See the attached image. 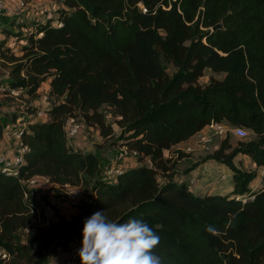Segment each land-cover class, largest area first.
I'll return each mask as SVG.
<instances>
[{
	"label": "trees",
	"instance_id": "1",
	"mask_svg": "<svg viewBox=\"0 0 264 264\" xmlns=\"http://www.w3.org/2000/svg\"><path fill=\"white\" fill-rule=\"evenodd\" d=\"M56 1L55 17L13 16L0 26V61L11 65L0 87L22 92L31 117L0 120V139L20 121L27 148L17 178L0 174V251L8 255L0 264H46L44 254L33 253V232L16 244L17 232L43 214L22 185L32 177L80 189L81 214L68 224L78 238L86 218L104 211L116 222L147 223L160 237L154 252L161 264H263L264 188L252 191L250 184L264 170V0ZM23 34L16 56L6 40ZM206 70L223 78L202 86ZM47 81L52 103L47 119L36 122L33 102ZM104 107L117 117L118 136ZM69 119L104 141L114 137L111 148L136 152L138 164L108 177L100 157L68 144ZM220 122L249 133L234 147L227 135L204 160L232 173V191L197 196L174 181V162L164 155ZM239 155L256 171L237 168Z\"/></svg>",
	"mask_w": 264,
	"mask_h": 264
},
{
	"label": "rangeland",
	"instance_id": "2",
	"mask_svg": "<svg viewBox=\"0 0 264 264\" xmlns=\"http://www.w3.org/2000/svg\"><path fill=\"white\" fill-rule=\"evenodd\" d=\"M27 4L29 3H34L36 0H25ZM53 1V0H49ZM7 1V5L10 7H15L14 2ZM37 5H40L41 3H36ZM58 8H61L60 4H54L49 7L50 12L52 15L55 17V10ZM41 9V8H40ZM25 11V10H23ZM23 14L26 13H21V15L15 16L21 18L24 16ZM40 15V14H39ZM42 15V14H41ZM32 19V20H40L42 16ZM7 21L5 17H0V26L3 25V22ZM2 24V25H1ZM30 23H28L29 27ZM28 31V29H26ZM25 32V30L21 31ZM3 34V33H2ZM3 36V35H2ZM24 34L19 37L17 40H13V38L7 39L6 44L7 46L11 47L12 52L16 55L19 56L21 53L20 48L21 44L20 41H23ZM11 68L10 64H4L0 61V79L4 80L5 76L9 73V70ZM167 73L171 74L172 70L167 69ZM213 78L216 80H220L223 78V75L221 74H213L209 70H206L204 72L203 77L199 79V84L204 86L209 82V79ZM41 90L39 91V95L37 98V102H33L34 106H37L41 112H44L45 114V109L50 106L51 101L49 102L47 99V93H46V88L45 86H41ZM29 101L28 99L22 95L19 97H14L11 98L7 94H2L0 93V120H3L5 118H10V114H21L22 119H30L26 114L25 110V105L28 104ZM102 112L107 115V122L113 125L114 128V136H118L120 133V129L114 125V121L117 120V117H113L108 114L109 110L107 108H103ZM35 119L38 120H46L47 116L44 115L43 117H35ZM75 121L79 122V119H75ZM81 124V130H80V137H82V142L86 145V147L82 150L84 151H93L94 154H96L98 157L101 159V169L104 171L105 168L108 166L110 167H115L120 165L123 169L128 168L129 164L124 166L125 162H137L136 157H132L130 155H127L124 160L117 164L115 162L114 157L115 155L119 152V148H111V141L114 138L107 139L104 141L101 139L99 136L98 132L96 129L93 127H85V125L80 121ZM22 126L20 121H16L14 124H12L9 128L10 130H16ZM232 128V127H231ZM227 135H229L231 145L234 147L236 142L238 140L242 139H237L231 132H229ZM6 140H13V139H8L4 138ZM76 138L71 139L73 141ZM224 138H219V139H212V141L209 143V150H201V149H194L192 153L199 154L201 152L202 155H197L196 161H187L185 160L186 157L189 155H184L183 149L185 146L190 144V142H187V144H184L179 147V149H175L172 153L174 156L176 155V158L174 160V169L172 172L173 179L178 183V184H184L190 189L194 195L197 196H203V195H226L230 193V186H231V178H232V173L228 170H222L221 173H217L214 171L211 172H206L202 179H197V175L192 174V178L194 179V184L190 185L188 184L187 179L189 178L187 175L190 171L193 170L194 167L197 165H202L211 161H206L204 162L205 158L210 156L217 148H219L221 141ZM68 143L71 145L73 149H76L78 151H81V149L74 147L73 143ZM110 142V143H109ZM2 143H0V146ZM121 149V148H120ZM186 154V153H185ZM204 158V159H203ZM172 161V159H170ZM144 162V161H143ZM247 162L246 159H241L239 162L236 161V166L242 171H250L248 166L245 165ZM158 182L159 184H162L164 182V179L161 175H158ZM201 184H208V188L202 187ZM190 185V186H189ZM229 187V188H228ZM261 188H264V177L259 178V176L250 184V189L252 191H258ZM31 194L34 196V199L36 201H40L42 206L44 204H50L52 207V213L46 217L43 216L44 214H39L36 216L29 227V229L21 230L18 231L16 234V244L18 246H22L26 244L28 232L31 231L34 234V237L36 238L34 242V249L33 253H42L45 256V262L46 264H61L62 261H65L69 250L73 249L72 241L76 239V241H81V238H78L76 235L71 234L68 230V224L72 221L73 218L79 216L81 214V210L79 209V205L81 201L79 202V205L74 207L70 206L65 203L58 202V199L60 197V190H52L51 188L44 186L42 184L38 185L35 188L30 189ZM212 192V193H210ZM60 207H67L69 210V213L64 215L60 210ZM54 217V219H53ZM77 233V232H76ZM81 235V233H79ZM62 247V253H56L55 248L56 247ZM27 264V263H23ZM264 264V263H263Z\"/></svg>",
	"mask_w": 264,
	"mask_h": 264
},
{
	"label": "built area",
	"instance_id": "3",
	"mask_svg": "<svg viewBox=\"0 0 264 264\" xmlns=\"http://www.w3.org/2000/svg\"><path fill=\"white\" fill-rule=\"evenodd\" d=\"M7 1L14 2L15 9L17 11H23L26 10L28 7V4L25 0H0V17H13V15H10V7L7 5ZM142 8V7H141ZM143 11H145L143 9ZM46 13L45 9H42L40 11L41 16H44ZM40 21H43L41 18ZM1 35V34H0ZM16 40V39H15ZM0 93L7 94L11 98L19 97L22 95V92H19L14 89H9L4 86L0 87ZM45 114L44 112H41L40 109L37 112V114L33 117L36 122H39L40 120L35 119V117H43ZM18 121V120H17ZM24 126V125H23ZM65 129V136L67 139V142L70 143L71 139L75 138L79 131L81 130V124L73 119H69L64 127ZM231 132L233 136H235L237 139H245L249 136V133L240 127H230L225 122L220 123H211L207 125L202 131L197 133L195 136H193L188 142L187 146L183 149V153L190 154V152H193L194 149H201V150H209V143L212 141V139H219V138H225L227 134ZM22 129L19 127L16 130H10V128H5L3 130V136L2 138H8L13 139V142L15 143L13 147V153L12 157L10 159L6 158L4 155L0 154V174L7 176V177H15L17 178L20 174V166L24 163L23 154L27 151L26 147H23L21 144V137ZM130 155L132 157L138 158V154L134 151L128 152L125 148H121L119 152L115 155L114 160L117 162V164L121 163L124 158ZM123 168L118 165L115 167L108 166L105 168V174L108 177H115L122 173ZM44 185L49 188H55L57 190H60L61 194L58 199V202L68 204L70 206H78L80 199H81V191L78 187H72L69 185L64 186H56L49 182V180L45 177H32L26 181L22 182V185L25 186L26 190H30L32 188L37 187L38 185ZM191 184V182H190ZM75 190H78L74 194H69ZM241 200L244 202V199H241L240 197H237L236 200ZM52 213V207L50 204H44L43 206V216L48 217ZM56 253H62V247L58 246L55 248ZM79 249L76 250H69L67 251L68 256L65 261H62L61 264H80L79 256H78ZM0 259L7 260L8 255L2 251H0Z\"/></svg>",
	"mask_w": 264,
	"mask_h": 264
},
{
	"label": "clouds",
	"instance_id": "4",
	"mask_svg": "<svg viewBox=\"0 0 264 264\" xmlns=\"http://www.w3.org/2000/svg\"><path fill=\"white\" fill-rule=\"evenodd\" d=\"M81 236L80 264H161L154 252L160 237L140 219L116 222L97 211L84 221Z\"/></svg>",
	"mask_w": 264,
	"mask_h": 264
},
{
	"label": "crops",
	"instance_id": "5",
	"mask_svg": "<svg viewBox=\"0 0 264 264\" xmlns=\"http://www.w3.org/2000/svg\"><path fill=\"white\" fill-rule=\"evenodd\" d=\"M10 2H12V1H10ZM36 3H41V4L40 5H37ZM55 3L57 4L58 2L56 0H53V1H49V0H36L34 3H29L28 4V7H27V9L25 11H17V9H15V7H11V5H12L11 4L10 5V12H11L10 15L18 16V15H21V13H26V14H23L24 16L21 17L22 20L27 21V20L34 19L36 17H38V19H39L40 18L39 16L41 15L40 14V11L42 9H45L46 10V13L44 14V16L41 17L43 20H45V19H47L49 17H54V15H52L51 12H50L49 7L51 5H54ZM6 18H8V17H6ZM3 38H4V36L0 35V39H3ZM10 40H11V38H10ZM13 40H15V38H13ZM20 44L23 45L24 44V41H20ZM8 47L11 49L10 46H8ZM42 86H45V88H46L45 91L47 93V91L49 89L48 81L46 83L42 84ZM41 89L42 88H40V90ZM41 121H44V120H40V122ZM75 138L76 139H74L73 141H71V143H73L74 147H77V148L81 149V152H83V153H90V152L93 153V151H88V150L87 151H84V150H82V149H84L86 147V145L82 142V137H80V131H79L78 135ZM0 143H2V145L0 146V154L1 155H4L6 158L10 159L12 157L13 147H14L15 143L13 142V140L12 141L11 140H6L4 138H1L0 139ZM184 144H187V142L177 145L176 147H174L172 149V151L166 152L165 155H164L165 158L166 159H172V162H174V160L176 158V155L174 156V154L172 152L175 149H179V147L182 146V145H184ZM74 150H76V149H74ZM184 155H189L188 157L185 158V160L194 162V161H196L195 159H197V157H198L197 155H202V154H201V152H199V154L192 153V154H184ZM243 158L247 160V162L245 163V165L248 166L249 169H251L250 171H256L255 164L247 156H244V155L237 156L235 158V164H236V161L239 162ZM137 164H138L137 162H130V163L125 162L124 166L128 165L129 166L128 168H130V167H133V166H135ZM143 164L149 166V160H148V158L144 159ZM221 169L222 170H225L226 168L223 165H221L219 163H216V162H213V161L208 162V163H205V164H202V165H197L187 175L189 177L187 179V181L189 180L188 181V184H190V182H191L190 185H193L194 184V179L191 177L192 174L193 175H197V179H202L203 175L207 171L208 172L214 171V172H217V173H221ZM257 173H258V176H259L260 179H261V177H264V170H259V171H257ZM201 186L208 188V184H201ZM231 191H232V186H230V192ZM210 193H212V192H210ZM60 210L61 211H64L62 213L64 215H66V214L69 213V210L70 209H68L67 207H65V209H63V207H60ZM53 219H54V217H53ZM69 243L72 244V248L73 249H71V250L80 249V247H81V241L80 242L79 241H76V239H74L72 241V243L71 242H69Z\"/></svg>",
	"mask_w": 264,
	"mask_h": 264
},
{
	"label": "water",
	"instance_id": "6",
	"mask_svg": "<svg viewBox=\"0 0 264 264\" xmlns=\"http://www.w3.org/2000/svg\"><path fill=\"white\" fill-rule=\"evenodd\" d=\"M219 27H220V25L218 24L216 27H213V28L211 29V31H214L215 28H219Z\"/></svg>",
	"mask_w": 264,
	"mask_h": 264
}]
</instances>
